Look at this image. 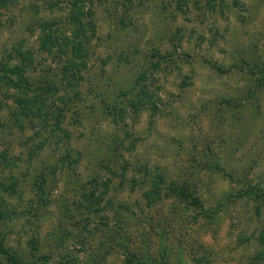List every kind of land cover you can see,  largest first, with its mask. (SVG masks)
<instances>
[{
    "label": "rangeland",
    "instance_id": "374dc122",
    "mask_svg": "<svg viewBox=\"0 0 264 264\" xmlns=\"http://www.w3.org/2000/svg\"><path fill=\"white\" fill-rule=\"evenodd\" d=\"M12 2L0 62L30 52L42 104L23 115L0 85L8 247L28 264H264V0ZM74 2L86 66L42 49L45 32L65 48Z\"/></svg>",
    "mask_w": 264,
    "mask_h": 264
},
{
    "label": "trees",
    "instance_id": "16d2710c",
    "mask_svg": "<svg viewBox=\"0 0 264 264\" xmlns=\"http://www.w3.org/2000/svg\"><path fill=\"white\" fill-rule=\"evenodd\" d=\"M13 0H0L1 6L7 5L8 3H13ZM74 7L77 10H74L72 19L74 25V31L71 37L64 36L62 39L67 40L64 44L65 48L62 47V44L58 41V37H54V32H52V25L45 24V29L50 30L52 33H46L42 38V49L51 51L54 47H59L64 49L63 52L67 53V48H71L73 53L72 59H78L81 61L82 66H86V59L88 58V52L86 49L87 45V30L83 23V17L85 14L83 12V8L78 6L77 3L74 2ZM78 7V8H77ZM64 40V41H65ZM19 55H21V63L11 65L9 62H0V85H3L8 91L9 90H17L18 92H23L17 99L18 111H20L23 115L29 116L31 114L40 115L41 110L38 108V94H35L32 98H28L31 84L27 77V66L30 65L27 61L31 59L33 61V56L30 52L26 53L24 51L19 50ZM21 97V98H20ZM42 104V103H40ZM6 160V158H4ZM156 189L158 190L159 183H154ZM16 189V184L11 183L5 187L6 191H11ZM156 190V191H157ZM148 197V196H147ZM193 199L195 204L198 203V198L190 196ZM6 212H0V219L4 217ZM4 220V219H1ZM0 220V231L2 229V223ZM0 264H28L22 256L16 251H14L11 247H8L6 243V237L3 235L0 236Z\"/></svg>",
    "mask_w": 264,
    "mask_h": 264
}]
</instances>
